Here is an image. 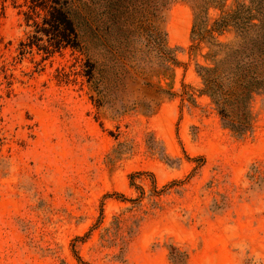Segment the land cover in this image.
<instances>
[{"label":"rangeland","instance_id":"1","mask_svg":"<svg viewBox=\"0 0 264 264\" xmlns=\"http://www.w3.org/2000/svg\"><path fill=\"white\" fill-rule=\"evenodd\" d=\"M70 2L80 46L50 57L0 7V264H264V94L238 136L197 71L246 0Z\"/></svg>","mask_w":264,"mask_h":264},{"label":"trees","instance_id":"2","mask_svg":"<svg viewBox=\"0 0 264 264\" xmlns=\"http://www.w3.org/2000/svg\"><path fill=\"white\" fill-rule=\"evenodd\" d=\"M172 1L154 0L156 20L161 19L160 12ZM191 1L195 17L199 16L200 11L206 18L210 0ZM9 2L33 28L27 40L21 42V53L36 47L50 57L68 47L80 46L78 29L71 16L70 0H0L3 13ZM227 19L240 38L239 42L230 47L224 56L214 59L211 65H198L197 71L203 80L202 91L212 99L223 126L243 136L253 129L252 99L257 94H264V0L240 3ZM146 27L153 41L166 49L160 39V34L164 36L166 33L160 32L152 22ZM170 50L173 52L171 62L176 65L175 50ZM90 72L91 76L92 70ZM161 156L167 158L164 152ZM185 258L184 252H178L174 261L182 264Z\"/></svg>","mask_w":264,"mask_h":264}]
</instances>
